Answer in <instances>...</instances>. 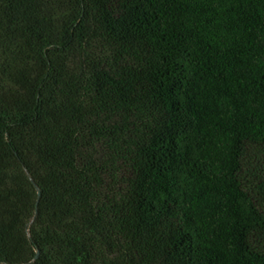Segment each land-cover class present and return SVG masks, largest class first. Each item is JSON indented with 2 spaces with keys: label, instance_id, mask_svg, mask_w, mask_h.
Wrapping results in <instances>:
<instances>
[{
  "label": "trees",
  "instance_id": "obj_1",
  "mask_svg": "<svg viewBox=\"0 0 264 264\" xmlns=\"http://www.w3.org/2000/svg\"><path fill=\"white\" fill-rule=\"evenodd\" d=\"M0 264H264V0H0Z\"/></svg>",
  "mask_w": 264,
  "mask_h": 264
},
{
  "label": "water",
  "instance_id": "obj_2",
  "mask_svg": "<svg viewBox=\"0 0 264 264\" xmlns=\"http://www.w3.org/2000/svg\"><path fill=\"white\" fill-rule=\"evenodd\" d=\"M38 195H39V191H38ZM36 256H37V254H36Z\"/></svg>",
  "mask_w": 264,
  "mask_h": 264
}]
</instances>
